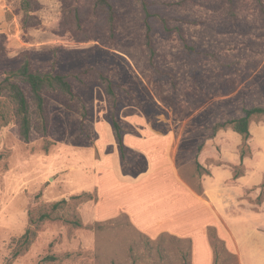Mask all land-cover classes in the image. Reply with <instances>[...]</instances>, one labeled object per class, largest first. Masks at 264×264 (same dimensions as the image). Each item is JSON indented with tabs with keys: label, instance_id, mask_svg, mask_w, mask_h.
<instances>
[{
	"label": "rangeland",
	"instance_id": "rangeland-1",
	"mask_svg": "<svg viewBox=\"0 0 264 264\" xmlns=\"http://www.w3.org/2000/svg\"><path fill=\"white\" fill-rule=\"evenodd\" d=\"M93 1L2 3L0 82L29 61L72 93L46 92L43 118L31 106L25 141L0 88V264H264V177L239 188L241 137L213 133L264 109V0H108L112 21Z\"/></svg>",
	"mask_w": 264,
	"mask_h": 264
},
{
	"label": "trees",
	"instance_id": "trees-1",
	"mask_svg": "<svg viewBox=\"0 0 264 264\" xmlns=\"http://www.w3.org/2000/svg\"><path fill=\"white\" fill-rule=\"evenodd\" d=\"M94 5L106 11L108 19L112 21L113 19V8L109 4L108 0H94ZM32 0H21V6L24 13L28 14L32 11ZM143 11L145 14V23H146V45L150 52L151 48V26L150 19L151 15L147 10V3L142 2ZM21 84L25 85L28 88L29 97L26 95V92L21 87ZM0 88L5 91L10 97L11 101L15 107V116L17 119V124L19 128V133L21 137L27 141L31 132V119H30V109L31 106L35 109L39 117H45L46 112V103L44 94L48 91L52 92H61L63 94H71L72 86L66 76L52 74L50 72H39L33 71L29 61L23 62L18 67H12L5 71L4 78L0 82ZM106 93L111 98L114 97V90L111 84L106 87ZM264 115V109L255 107L251 109H244L243 116L237 119H232L225 121L223 123H218L213 129V133L218 130L229 128L234 133L241 137V151H240V160L242 161L246 155L248 149V140L251 138L250 134V124L255 116ZM114 138L118 144L120 155L123 156V140L120 133V126L118 121L115 118H112L111 121ZM244 147V148H243ZM243 148V149H242ZM246 149V150H244ZM121 156V157H122ZM237 177L234 175V178ZM58 203L54 204L51 207L49 213H44L39 216L37 223H42L46 220L52 218L53 212L58 207ZM29 222H34V219L29 218ZM36 237V232L31 228H28L26 232L21 236V250L25 251L33 243ZM17 256V254H16ZM49 260V259H46Z\"/></svg>",
	"mask_w": 264,
	"mask_h": 264
},
{
	"label": "crops",
	"instance_id": "crops-1",
	"mask_svg": "<svg viewBox=\"0 0 264 264\" xmlns=\"http://www.w3.org/2000/svg\"><path fill=\"white\" fill-rule=\"evenodd\" d=\"M3 2H4V0H0V23H2L4 21V16H5V10H4L3 6H2ZM258 137H260L261 140H263L261 145L264 146V126L259 128ZM233 162H234L232 164L233 167L234 166H238L241 163L240 157L234 159ZM250 162H251L250 158H244L242 160V165L245 168L244 173H243V175H240L235 180V182H237V184H240L239 188H251V186L253 184L257 185L258 183H260L261 179L264 177V153L261 156H259L258 160H254L255 164H251ZM232 172H233V169L230 168L224 173V175H221V177H225V178H230L231 177L232 180H233ZM216 177H220V176L218 175ZM217 180H218V178H217ZM216 183H218V182H216ZM182 213H184L183 210L182 211H178V214H182ZM194 215H191V216H194ZM188 217H190V216H188ZM184 219L185 220L187 219L186 215H185V217L181 216V220L183 221ZM169 221H171L170 216H169ZM172 224L176 225L173 222H172ZM168 225L170 226L171 224H168ZM174 225H171V226L173 227ZM177 226L178 225H176V227ZM172 230H174V229H172ZM173 232H175V231H173Z\"/></svg>",
	"mask_w": 264,
	"mask_h": 264
}]
</instances>
